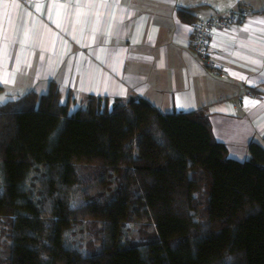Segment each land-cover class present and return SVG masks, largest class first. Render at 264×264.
<instances>
[{
    "label": "trees",
    "instance_id": "trees-1",
    "mask_svg": "<svg viewBox=\"0 0 264 264\" xmlns=\"http://www.w3.org/2000/svg\"><path fill=\"white\" fill-rule=\"evenodd\" d=\"M0 264H264V146L235 160L203 111L137 97L72 108L52 83L11 99L0 104Z\"/></svg>",
    "mask_w": 264,
    "mask_h": 264
},
{
    "label": "crops",
    "instance_id": "crops-1",
    "mask_svg": "<svg viewBox=\"0 0 264 264\" xmlns=\"http://www.w3.org/2000/svg\"><path fill=\"white\" fill-rule=\"evenodd\" d=\"M239 4L251 17L214 35L213 53L229 70L214 75L191 48L192 26ZM259 21L264 0H0V104L55 83L72 108L95 95L111 105L145 99L162 113L203 111L244 162L252 143L264 146Z\"/></svg>",
    "mask_w": 264,
    "mask_h": 264
},
{
    "label": "built area",
    "instance_id": "built-area-1",
    "mask_svg": "<svg viewBox=\"0 0 264 264\" xmlns=\"http://www.w3.org/2000/svg\"><path fill=\"white\" fill-rule=\"evenodd\" d=\"M248 6L239 4L226 14L212 15L195 22L191 31V48L214 75L227 76L228 68L220 65L213 53L212 42L218 31L229 30L251 17Z\"/></svg>",
    "mask_w": 264,
    "mask_h": 264
},
{
    "label": "rangeland",
    "instance_id": "rangeland-1",
    "mask_svg": "<svg viewBox=\"0 0 264 264\" xmlns=\"http://www.w3.org/2000/svg\"><path fill=\"white\" fill-rule=\"evenodd\" d=\"M64 101V99H63ZM73 111V109H72ZM84 202V194L81 189H77V192H75V200L73 201L72 205L74 206H80Z\"/></svg>",
    "mask_w": 264,
    "mask_h": 264
},
{
    "label": "snow or ice",
    "instance_id": "snow-or-ice-1",
    "mask_svg": "<svg viewBox=\"0 0 264 264\" xmlns=\"http://www.w3.org/2000/svg\"><path fill=\"white\" fill-rule=\"evenodd\" d=\"M260 23H264V21H259ZM246 30V29H245ZM0 102H2V100H0ZM249 103H252L253 105L256 103L255 101H252V102H249ZM55 135V133H54Z\"/></svg>",
    "mask_w": 264,
    "mask_h": 264
}]
</instances>
